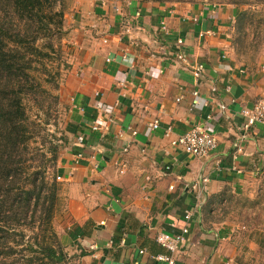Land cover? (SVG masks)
<instances>
[{
	"label": "crops",
	"instance_id": "1",
	"mask_svg": "<svg viewBox=\"0 0 264 264\" xmlns=\"http://www.w3.org/2000/svg\"><path fill=\"white\" fill-rule=\"evenodd\" d=\"M77 6L67 23L74 50L66 79L69 146L58 165L66 189L61 221L79 252L75 264H168L157 254L171 255L174 264L234 263L231 227L216 205L264 190V124L245 130L242 115L264 97V63L245 66L234 53L237 8L95 0ZM198 64L200 78L192 69ZM101 113L115 121L92 130ZM154 119L159 127L151 129ZM197 123L218 140L206 157L172 144ZM203 178L207 190L199 195ZM185 226L179 250L157 240Z\"/></svg>",
	"mask_w": 264,
	"mask_h": 264
},
{
	"label": "rangeland",
	"instance_id": "2",
	"mask_svg": "<svg viewBox=\"0 0 264 264\" xmlns=\"http://www.w3.org/2000/svg\"><path fill=\"white\" fill-rule=\"evenodd\" d=\"M79 1H64V26L55 36L40 34L36 40L28 39L19 50L31 66L27 70L31 82L22 92L18 86L9 92H14L9 99L15 121L9 124L6 145L14 176L5 188H10L12 202L8 208L0 207V220L12 225L7 232L0 231V264H75L79 254L70 245L61 221L66 189L58 177L60 158L69 146L67 118L71 101L66 79L71 73L74 50L67 23L76 18ZM95 1L122 6L141 1L170 6L234 5L237 16L231 46L238 61L249 67L264 63V0ZM33 46L39 52L43 50V56L36 55L38 51L32 53ZM18 97L23 104L22 116L17 113ZM43 175L47 185L53 187L52 194L45 191L39 199L32 195L28 208L22 198L35 178ZM2 191L3 194L4 188ZM21 209L23 216L17 214ZM215 211L231 227L229 238L236 248L234 261L264 264V190L231 195L218 202ZM43 244L52 246L55 253L46 255L41 249Z\"/></svg>",
	"mask_w": 264,
	"mask_h": 264
},
{
	"label": "trees",
	"instance_id": "3",
	"mask_svg": "<svg viewBox=\"0 0 264 264\" xmlns=\"http://www.w3.org/2000/svg\"><path fill=\"white\" fill-rule=\"evenodd\" d=\"M64 1L0 0V207L2 208H8L12 202L9 193L10 188L8 190L5 188L10 185L11 178L14 176L11 160L9 159L10 152H7L6 145V137L10 130L9 124L15 121L12 117L13 112L10 109L13 104L10 103L9 99L14 92H9L11 88L16 86L22 92L29 88L31 82V78L27 74V70L31 66L19 50L26 46L25 42L28 39L36 40L40 34L55 36L63 28ZM33 48L35 50L32 53L39 52L37 47L33 46ZM41 52L44 51L40 50L36 55L42 54ZM16 100H19V97ZM22 107L23 104L20 98L18 102L19 110H17L19 116L24 114ZM36 178L22 198V203L28 205V208L32 204V195L35 198L36 194V198L39 199L43 192L53 190L52 185H47L44 175L40 179L37 178L36 180ZM3 188L4 193L2 194ZM23 212L21 209L17 214L23 216L25 213ZM11 225L8 220H0V231L7 232L11 229ZM0 245H3V243H0ZM41 249L46 255L55 253L52 246L43 244Z\"/></svg>",
	"mask_w": 264,
	"mask_h": 264
},
{
	"label": "built area",
	"instance_id": "4",
	"mask_svg": "<svg viewBox=\"0 0 264 264\" xmlns=\"http://www.w3.org/2000/svg\"><path fill=\"white\" fill-rule=\"evenodd\" d=\"M162 27L164 29H167L165 21H162ZM184 41L182 38H179L177 40V45L183 44ZM176 57L184 62L185 66H189L188 59L183 51H178L176 53ZM110 58H107L109 60ZM193 73L195 77L200 78L203 73V65L198 64L196 66L192 67ZM180 99V98H179ZM224 108V106H222ZM242 115L244 117V123L243 126L245 130L250 129L252 126L260 123L264 124V97L259 98L255 104L250 108H244L242 110ZM115 121V118L113 116L107 115L103 116L101 113L97 119H95L91 123L92 130H107L109 128V125ZM159 119H154L150 124L151 129H156L159 127ZM79 142L84 141V136L80 135L78 137ZM173 145H179L182 146L183 149L195 156L198 157H206L210 155L216 148L218 144L217 137L214 133L208 131V129L202 124L197 123L194 124L188 129L185 133L182 135H179L177 138L172 140ZM264 174V170H263ZM59 177V176H58ZM207 181L208 179L203 178L200 182V185H196L198 194L203 195L205 191L207 190ZM171 186V188H173ZM186 219L189 220L192 217V213L190 211H187L185 215ZM189 232L188 226H185L181 232H161L157 240L163 245L165 248H167L170 252H174L180 249L181 245H183L187 239L186 235ZM155 259L165 261L168 264H174L175 260L172 258L171 255H165V254H157L154 255ZM232 264H238V262H234Z\"/></svg>",
	"mask_w": 264,
	"mask_h": 264
}]
</instances>
